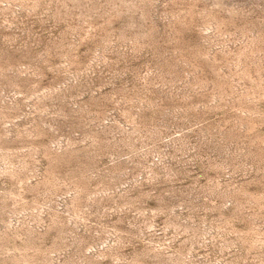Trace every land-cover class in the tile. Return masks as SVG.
Masks as SVG:
<instances>
[{
	"label": "rangeland",
	"instance_id": "rangeland-1",
	"mask_svg": "<svg viewBox=\"0 0 264 264\" xmlns=\"http://www.w3.org/2000/svg\"><path fill=\"white\" fill-rule=\"evenodd\" d=\"M0 264H264V0H0Z\"/></svg>",
	"mask_w": 264,
	"mask_h": 264
}]
</instances>
